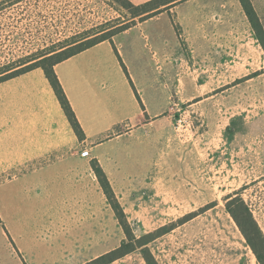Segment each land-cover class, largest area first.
<instances>
[{
    "label": "rangeland",
    "instance_id": "374dc122",
    "mask_svg": "<svg viewBox=\"0 0 264 264\" xmlns=\"http://www.w3.org/2000/svg\"><path fill=\"white\" fill-rule=\"evenodd\" d=\"M252 4L264 28V0ZM189 7L188 20L204 27L177 51L187 72L174 109L89 160L103 166L138 237L170 228L148 243L158 264H260L227 204L241 196L264 233V48L240 0ZM132 17L116 0H0V72ZM80 203L66 210L63 237H26L24 263L0 237V264H85L116 248L125 233L102 189L93 206ZM111 264L147 262L136 250Z\"/></svg>",
    "mask_w": 264,
    "mask_h": 264
},
{
    "label": "crops",
    "instance_id": "0c3cea01",
    "mask_svg": "<svg viewBox=\"0 0 264 264\" xmlns=\"http://www.w3.org/2000/svg\"><path fill=\"white\" fill-rule=\"evenodd\" d=\"M204 1L168 4L55 65L83 139L41 67L0 82V237H8L23 263L26 237H63L66 210L80 202L93 206L98 187L106 196L89 160L92 150L174 109L177 81L187 72L178 73L177 51L204 27L183 11ZM82 144L89 147L81 150ZM76 193L84 198L76 200Z\"/></svg>",
    "mask_w": 264,
    "mask_h": 264
},
{
    "label": "trees",
    "instance_id": "16d2710c",
    "mask_svg": "<svg viewBox=\"0 0 264 264\" xmlns=\"http://www.w3.org/2000/svg\"><path fill=\"white\" fill-rule=\"evenodd\" d=\"M175 1L178 0H150L142 4H134L130 0H116V2H118L122 7L130 10V12L133 14V21L131 23L119 25L117 27H114L113 29H109L108 31L102 30L87 35L85 33L83 37L75 39L60 48L53 49L37 57H33L25 63L12 67L7 66L0 72V82L28 72L34 68L41 67L44 70L47 78L49 79L50 84L52 85L75 132L80 138L83 139L84 131L55 71V65L87 48L96 45L99 42H102L104 40H112V37L117 33L122 32L135 25L138 22L137 20H135V18L139 17L140 20H145L161 12L162 7L174 3ZM240 1L252 24L253 29L256 32L257 38L264 48V28L260 22V19L251 0ZM124 68L126 69L125 66ZM92 164L98 180L108 198V201L111 204L116 217L124 230L125 238L116 248L106 252L105 254L97 258L90 260L85 264H111L115 260L120 259L136 250H140L147 264H158L155 256L148 247V243L155 239L157 234L166 233L170 228L161 227L155 232L138 237L134 233L131 224L126 217L125 211L121 203L117 199L115 191L105 171L98 163V161H94ZM227 209L231 216L234 218L248 244L252 248L259 263L264 264V233L258 221L255 219L249 205L241 196L237 195L236 197H233L228 201ZM193 216L194 214H191L187 217V219L192 218Z\"/></svg>",
    "mask_w": 264,
    "mask_h": 264
},
{
    "label": "built area",
    "instance_id": "2783aa9c",
    "mask_svg": "<svg viewBox=\"0 0 264 264\" xmlns=\"http://www.w3.org/2000/svg\"><path fill=\"white\" fill-rule=\"evenodd\" d=\"M87 153H88V151H84V152H83V154H87Z\"/></svg>",
    "mask_w": 264,
    "mask_h": 264
}]
</instances>
